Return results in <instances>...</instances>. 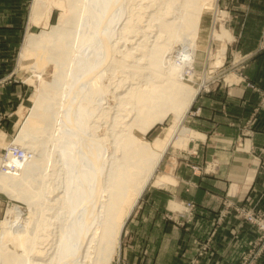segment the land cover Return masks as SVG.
<instances>
[{"label":"bare ground","instance_id":"bare-ground-1","mask_svg":"<svg viewBox=\"0 0 264 264\" xmlns=\"http://www.w3.org/2000/svg\"><path fill=\"white\" fill-rule=\"evenodd\" d=\"M52 1L65 9L59 24L47 28L52 6L35 0L31 21L46 15L45 27L21 54L53 57V79L38 74L30 114L0 158V191L26 203L0 222V264H112L167 148L198 136L182 123L202 84L184 79L206 1ZM225 53L216 52V68ZM171 114L164 136L149 142L146 133Z\"/></svg>","mask_w":264,"mask_h":264},{"label":"crops","instance_id":"crops-1","mask_svg":"<svg viewBox=\"0 0 264 264\" xmlns=\"http://www.w3.org/2000/svg\"><path fill=\"white\" fill-rule=\"evenodd\" d=\"M225 3L233 15L224 7L228 17H222L221 24L230 37L227 76L196 98L194 108L200 111L188 125L198 136L182 149L172 145L167 150L156 178L168 181L149 186L132 212L124 253L128 249L133 264H240L257 237L254 227L234 213L219 226L216 219L224 201L264 209V107L259 106L258 93L247 86L254 83L264 89V52H258L264 0ZM28 9L29 0H0L3 51L20 36ZM191 164L203 170L193 172ZM176 201L196 204L192 221H177L183 207ZM210 235V251L200 256V244ZM258 264H264V255Z\"/></svg>","mask_w":264,"mask_h":264},{"label":"rangeland","instance_id":"rangeland-1","mask_svg":"<svg viewBox=\"0 0 264 264\" xmlns=\"http://www.w3.org/2000/svg\"><path fill=\"white\" fill-rule=\"evenodd\" d=\"M34 1L29 0V9H28V15L26 17V23H24L23 28L21 29L22 32L21 34H19L20 36L13 39L12 46H11L12 48H8L6 51H3L2 42L0 46V80L4 78H8L10 80V82L5 84L3 87H0V118H1L0 132H4L5 134V142L3 145L0 144V158H2L3 160L8 158L7 155H9V151L11 150V148L8 149L7 146L15 142L16 138L18 137L21 131L20 129H22L23 124L25 123V121L27 120L30 114V109L34 104V99L38 95L36 87H35V84L39 82L38 74H41L42 76L41 79L43 81L48 80L50 82L52 81L53 74L55 72V65L53 64V62H51L53 57L50 58L51 61L50 60L40 61V57H39L40 52H38L37 56L35 54H32L26 58H23L21 54L22 51L24 50V44H25L26 37L29 34H40L42 30H44V27H45L44 26L45 20L47 18L46 15H44L45 17L43 16L45 20L42 19V21L38 25L32 22H31L32 23L31 25L29 24L30 6L31 4H34ZM48 1H49L48 3L52 6V11H51L50 19L47 23L48 25H46V27L50 28L52 26H56L59 24V20L64 14L65 9L55 7L54 2L52 0H48ZM205 1H206V5L203 7V10H202V16L200 19L198 33H197V37L195 40L196 48L193 51H191L192 58H194V63H193L194 68L193 70L192 69L186 70L188 72L185 73V79H184V82L187 85L195 87V88L200 87L202 84L201 88H199L200 91L197 93V97L200 94L207 92V90L211 91L212 89L217 88L220 85L219 84L220 82L217 83V81L219 80L223 81L225 76H227L225 64L228 61L229 56L227 54L226 44H228L230 37L228 33L226 32V30L224 29L223 25H221V23H224L222 21V17H226V14H227L224 7H228V11L231 13L230 17H233L232 11L229 8V5H226L225 3V1L231 2L233 0H205ZM207 4L208 5L211 4V5L207 6ZM32 8H33V5L31 6V9ZM43 22L44 24L42 25ZM29 26H30V29L27 31V28ZM227 26L225 25V27ZM220 28H223V30L225 31L226 37L224 38L217 37V32H220L217 30H219ZM196 41L198 44L196 43ZM224 47L226 49V53L224 54L223 63L218 68H216L215 67L216 65L214 66V62L217 60L216 52H218L220 49H223ZM54 55H55V52H54ZM34 67L37 70L36 69L34 70ZM191 71L193 72V76H191L192 75V73H190ZM197 97H195L182 123L183 127L188 128L190 130L192 129L189 127L190 125H188V122H190V120L193 119L191 116V112L195 111L194 107H195V101ZM109 102L110 103L112 102V98L110 96H109ZM173 120H174V116L172 114L169 115L163 122L154 125V127L151 128L152 130L150 129V131L147 132L144 137L149 142H153L157 137H163L166 128L170 127L173 124ZM103 130L104 129H102L100 132L103 133L104 132ZM139 131H140L139 128L134 129V132L137 134H140ZM173 146L174 147H172L171 145L169 146V148L172 147V148L182 149L183 147H185V146L180 147V146H175V145ZM166 152L164 153V156ZM164 156H163V159H164ZM195 166H198V165L191 164L190 166L193 172H195L193 170V167ZM11 168L14 170V167H11ZM202 170L203 169L201 168L200 171ZM153 174L154 175L152 176V180L146 187L145 191L147 190L149 186L154 184L152 181L155 180L156 177L158 176L159 168L156 169L155 173ZM19 190H21V186L19 187ZM22 190H27V189H22ZM34 191H35V186L33 190H30V193L34 195ZM143 193L141 194V197L139 198V200L142 198ZM172 202H175V201H169L168 204H171ZM176 202L180 203L182 207L185 206L184 204L194 205L192 215L189 218L187 215L188 212L186 214L185 212L183 213L181 212V214H178V215L175 214L178 219L177 221L181 224H186L192 221L196 204L192 201H189V202L176 201ZM15 205H18L20 207H26V203L24 201L8 196L4 194V192L0 191V222L5 218L7 210L12 208ZM237 205H240L241 207H247V208L252 207L257 210H264V209L257 208L256 206H251V205L249 206L244 203L243 204L240 203ZM221 210L222 209H220V212ZM220 212H219V215H220ZM234 214L240 221H242L245 224H248L246 221H244V219L240 218L236 212ZM219 215L217 216L218 218H219ZM178 216L184 218V221H183L184 223L179 220ZM130 218H131V215H129L128 219L126 220V223L124 224L121 230V234L119 236L118 255L114 257L112 264H133L130 261V252L127 251L128 249L125 250L126 253H124V248H126L125 241H128V238H129L126 235V228H127L128 222L130 221ZM170 218L174 219V217L172 216ZM218 218L216 219L217 226L221 225L227 217L223 219L222 221H219ZM254 229L256 230L255 227ZM0 230H1V227H0ZM258 235L259 233L257 231V237ZM211 240H212V235H210L205 242H201L200 250L204 246L205 243H208L209 248L206 250V252L210 251ZM252 248H253V243H250L249 248L245 252V254ZM254 248H255V245H254ZM244 255L242 256V259ZM263 255L264 253L262 254L261 258L263 257ZM260 259L256 262V264L259 263ZM198 263L199 262L197 261L196 264ZM139 264H145V263H139Z\"/></svg>","mask_w":264,"mask_h":264},{"label":"built area","instance_id":"built-area-1","mask_svg":"<svg viewBox=\"0 0 264 264\" xmlns=\"http://www.w3.org/2000/svg\"><path fill=\"white\" fill-rule=\"evenodd\" d=\"M1 36H0V46H1ZM258 52H264V28L261 34V40H260V46ZM10 82L8 78H4L0 80V87H3L5 84ZM247 86L252 89L253 91L257 92L259 95V106L264 107V89L255 85L254 83H247ZM200 109H196L193 113L194 115L196 113H199ZM1 120V118H0ZM193 170L195 172H201V168L199 166L193 167ZM263 170H264V163H263ZM225 203V204H224ZM183 212L185 214L187 213L188 218L192 215L194 205L193 204H184ZM186 209V210H184ZM237 213L238 216L244 221H246L248 224L252 225L256 228L259 235L254 239L253 248L250 249L243 257L241 264H256V262L261 258L262 254L264 253V210H257L255 208H247V207H241L240 205L234 204L231 201H224L223 202V208L220 212L219 221H222L226 217H228L231 213ZM255 245V248H254ZM209 248V244L205 243L204 246L199 250V255L202 256L206 250ZM196 264V263H194Z\"/></svg>","mask_w":264,"mask_h":264}]
</instances>
